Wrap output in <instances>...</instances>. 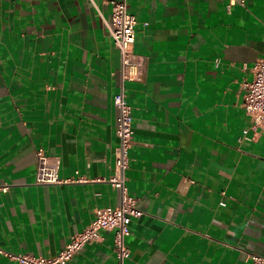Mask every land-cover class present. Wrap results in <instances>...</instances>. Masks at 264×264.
<instances>
[{
	"label": "crops",
	"instance_id": "1",
	"mask_svg": "<svg viewBox=\"0 0 264 264\" xmlns=\"http://www.w3.org/2000/svg\"><path fill=\"white\" fill-rule=\"evenodd\" d=\"M244 1L128 0L146 67L124 82L135 130L125 183L143 210L124 264L264 254V126L244 105L264 58V0ZM111 23L107 0H0V264L55 256L97 207L121 203L108 181L122 86ZM39 148L72 180L38 184ZM114 236L61 264H117Z\"/></svg>",
	"mask_w": 264,
	"mask_h": 264
},
{
	"label": "built area",
	"instance_id": "2",
	"mask_svg": "<svg viewBox=\"0 0 264 264\" xmlns=\"http://www.w3.org/2000/svg\"><path fill=\"white\" fill-rule=\"evenodd\" d=\"M112 8V23L109 25L114 43L121 54L122 86L115 96L119 108L117 136L120 139L116 157L118 174L108 181L121 189V203L118 206H100L94 211V218L80 233L72 237L65 248L55 256H35L31 254H10L21 264H61L70 260L88 243L102 240L103 230H113L114 250L117 264H124L130 257L131 250L126 244V237L131 234L130 223L133 218L143 215L136 197L128 193L125 170L129 166V150L134 138L133 112L129 104L125 84L127 80H140L145 72V60L132 50L136 40L137 17L129 11L128 0H107ZM242 4L245 3L241 0ZM244 105L247 114L255 126H264V58H260L253 67V79L246 83ZM82 179V178H81ZM60 176V160L49 156L44 148L37 150L36 182L38 184H58L71 181ZM106 180V179H105ZM7 190L8 186L2 187ZM255 264H264V254H251Z\"/></svg>",
	"mask_w": 264,
	"mask_h": 264
}]
</instances>
